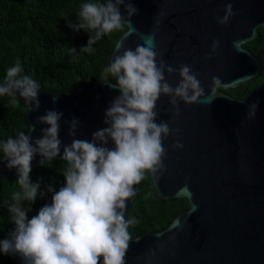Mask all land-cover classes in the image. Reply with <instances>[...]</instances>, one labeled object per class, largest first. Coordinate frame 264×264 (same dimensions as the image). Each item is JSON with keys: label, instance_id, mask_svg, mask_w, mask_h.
<instances>
[{"label": "water", "instance_id": "water-1", "mask_svg": "<svg viewBox=\"0 0 264 264\" xmlns=\"http://www.w3.org/2000/svg\"><path fill=\"white\" fill-rule=\"evenodd\" d=\"M131 2L138 13L126 22L136 31L125 38V25L126 30L109 56V65L125 48L134 50L138 44H144L141 36L152 32L159 12L164 11L166 16L155 36V50L173 68L190 66L206 96L194 104L181 101L179 116L172 110L170 97L162 95L157 102L156 122L167 120L172 129H180L178 135L164 139L165 148H171L176 140L184 147L167 150V171L159 182L149 174L157 191L156 199L183 198L189 208L173 216L165 228L133 236L126 264H264V80L243 98L218 91L236 88L259 76L261 63L244 45L258 36L259 28L264 31V0ZM228 2L233 3L236 15L229 24L220 25L217 17L224 15ZM120 10L127 18L124 5ZM214 39L220 41L215 53L211 48ZM238 40L245 41L243 50L234 47L233 41ZM118 43L123 47L116 50ZM213 76L222 80L214 98L210 96ZM165 77L173 86L181 79L178 72L169 75L165 71ZM117 95V90L101 80H86L56 95L41 88L39 111H29L18 94L17 99L26 106L28 131L46 110L63 113L60 139L67 145L73 137L65 121L76 117L79 124L75 138L90 141L93 132L107 127L105 111ZM253 102H258V108L255 118L249 120L246 113ZM46 126L36 125L29 134L39 137ZM108 146L114 147L111 140ZM40 160L37 155L32 169L41 165ZM15 176V168L9 170L6 161L0 162V177ZM185 186L188 192H181ZM135 187L138 195V185ZM136 197L127 202L126 213ZM152 252L156 253L155 258L149 259Z\"/></svg>", "mask_w": 264, "mask_h": 264}, {"label": "clouds", "instance_id": "clouds-1", "mask_svg": "<svg viewBox=\"0 0 264 264\" xmlns=\"http://www.w3.org/2000/svg\"><path fill=\"white\" fill-rule=\"evenodd\" d=\"M121 5L127 11V18L121 13ZM223 12L222 17H217V23L227 25L236 15L233 3L228 2ZM136 13L138 9L131 0L88 2L80 6L79 22H67L74 31L94 32L80 50L91 52L96 41L125 25L128 29L125 38L136 31L126 22ZM165 16L164 11L159 12L152 32L146 37L141 36L144 44H138L134 50L125 48L104 68L100 78L102 83L117 90L119 95L105 111L107 127L93 132L90 141L75 138L79 121L73 117L71 121H65L69 124L72 142L62 144L60 120L63 113L46 110L44 115L37 117L35 125H30L27 133L20 131L3 143L0 162L6 161L9 170L16 169L21 190L14 192L8 203L15 227L9 231L8 238L0 240V252L18 255L23 264H100L101 258L103 264H126L133 240L129 228L137 223L135 217L125 216L127 202L137 196L135 186L146 178V174L159 182L167 171L164 139L180 133V129H172L167 120L156 122L157 102L162 95L170 97L172 110L179 116L181 101L194 104L206 96L205 88L190 66L182 64L179 69L173 68L166 64L162 53L155 50V36ZM244 43V40L233 41L238 51L243 50ZM122 47L123 44L118 43L116 50ZM219 47L220 41L214 39L212 52ZM71 52L75 53L76 49L72 48ZM208 58H212L211 54ZM165 71L169 75L178 72L180 81L173 86L166 80ZM22 72L19 61L7 69L0 82V96L12 97L10 105L17 106L18 94L29 111H39L41 86L30 75H21ZM221 84L220 77H212V98L218 96L217 89ZM257 108L258 102L251 103L246 118H255ZM36 125L47 126L41 129V136L33 138L29 133L35 131ZM110 140L114 147L108 146ZM172 147L183 148L184 145L176 140ZM37 155L41 157V165L59 157L67 162V167L63 171L64 185L58 191L49 185L48 191L53 193L51 202L29 219L31 207L25 208L23 202L33 204L38 195H44L41 191L43 178L36 182L30 179L32 161ZM180 191L188 192L187 186ZM195 207L193 205L192 210ZM155 255L152 252L149 259Z\"/></svg>", "mask_w": 264, "mask_h": 264}, {"label": "trees", "instance_id": "trees-1", "mask_svg": "<svg viewBox=\"0 0 264 264\" xmlns=\"http://www.w3.org/2000/svg\"><path fill=\"white\" fill-rule=\"evenodd\" d=\"M88 2L104 0H0V82H3L7 69L20 62L23 72L30 75L41 88L52 95L68 91L86 80H101L105 67L109 66V56L119 36L126 30L114 31L103 36L92 45L93 51L81 52L87 45L90 34L83 29L74 31L68 20L78 21L80 6ZM260 61L261 70L257 78L233 89L222 90L234 97L243 98L256 85L264 80V31L259 28L258 36L244 45ZM75 48L76 52H71ZM113 82L115 78L109 76ZM9 96H0V158L3 157L2 145L9 137L20 131L27 133L26 106L17 99V106L10 105ZM67 163L57 159L48 161L32 169L30 179L36 182L41 177V191L36 201H24L23 206L30 208L29 219L51 201L53 195L48 191L51 185L56 191L65 183L63 171ZM18 176L0 177V240L8 238L14 229L8 203L12 194L20 191ZM182 201H159L148 177L138 185V195L132 203L126 218L135 217L137 223L130 226L132 237L143 232L158 231L169 224L171 218L183 207ZM0 264H23L18 255H5L0 252Z\"/></svg>", "mask_w": 264, "mask_h": 264}, {"label": "flooded vegetation", "instance_id": "flooded-vegetation-1", "mask_svg": "<svg viewBox=\"0 0 264 264\" xmlns=\"http://www.w3.org/2000/svg\"><path fill=\"white\" fill-rule=\"evenodd\" d=\"M218 91H222V90H221V89H218ZM167 150H179V148H175V149H174L173 147H171V148H169V149H167ZM180 150H181V149H180ZM146 175H148V177H149V179H150V181H151V183H152V180H151L150 175H149V174H146ZM152 185H153V183H152ZM153 187H154V185H153ZM154 189H155V188H154ZM155 194H156V196H157V191H156V189H155ZM176 199L182 201V205H183V206H186L185 204H188V207H183L182 210H181L179 213H181V212H183V211H185V210H187V209L189 208V203L187 202L186 199H183V198H174V199L163 200V201H174V200H176ZM179 213H177V214H179ZM177 214H175V215H177ZM175 215H174V216H175Z\"/></svg>", "mask_w": 264, "mask_h": 264}]
</instances>
